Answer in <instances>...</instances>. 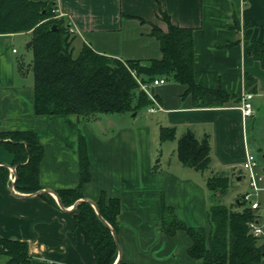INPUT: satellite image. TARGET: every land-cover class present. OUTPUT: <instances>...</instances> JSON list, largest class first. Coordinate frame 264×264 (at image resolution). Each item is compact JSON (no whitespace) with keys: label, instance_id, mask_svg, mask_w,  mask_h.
Masks as SVG:
<instances>
[{"label":"crops","instance_id":"obj_1","mask_svg":"<svg viewBox=\"0 0 264 264\" xmlns=\"http://www.w3.org/2000/svg\"><path fill=\"white\" fill-rule=\"evenodd\" d=\"M50 1L69 24L78 51L86 44L121 59L160 58L151 28L156 24L167 29L161 19L165 12L173 24L192 29L195 81L224 91L228 98L201 104L186 92V84L161 76L165 81L151 88L158 107L141 109L145 117L137 111L88 118L36 114L32 54L29 47L22 53L17 44L26 41V46L30 33L0 32V134L31 131L43 148L40 188L23 192L14 187L12 192L13 155L0 145V168L6 171V179L0 178V237L26 241L29 264H96L88 233L74 217L78 201L63 205L55 193L79 183L82 134L90 173L82 184V198L95 204L104 194L120 204L113 264H203L189 253L188 233L183 228L166 233L164 219L174 216L186 227L207 229L208 176L203 172L212 163L219 167L216 171L241 166L250 117L239 109L240 96L248 91L245 73L256 80V91H249L254 93V111L264 94V68L248 52L249 38L264 42V0ZM162 127L171 128L172 137L161 140ZM187 130L198 140H208L210 165L204 171L182 164L178 157V139Z\"/></svg>","mask_w":264,"mask_h":264},{"label":"trees","instance_id":"obj_2","mask_svg":"<svg viewBox=\"0 0 264 264\" xmlns=\"http://www.w3.org/2000/svg\"><path fill=\"white\" fill-rule=\"evenodd\" d=\"M55 3L50 0H0V32H28L32 40L29 50L34 91V112L40 115L76 114L82 118L139 111L151 104L141 84L148 85L160 76L186 84V92L201 104L223 103L228 94L220 89L210 90L199 85L193 74L192 29L173 24L169 16L161 13L167 29L152 24L151 34L159 42L160 58L147 60L117 58L94 51L83 44L73 55V34L69 24L57 16ZM54 25V28L52 27ZM249 54L264 68V42L248 39ZM246 90L256 91V80L244 75ZM171 128L160 129V139L172 137ZM0 145L12 153L15 166L14 187L23 192L37 191L38 163L43 148L31 131H6L0 134ZM209 143L205 137L198 140L187 130L179 139L177 153L182 164L206 170L210 165ZM79 183L73 188L56 190L63 205H70L82 198V184L90 179L88 155L82 134L78 139ZM4 175V176H3ZM6 171L0 168V178L6 179ZM229 175L216 171L206 178L208 190V227H186L174 216L164 219V231L168 234L183 228L192 245L189 253L200 258L203 264H261L264 249L261 243L249 235L246 221L252 212L242 199L237 198L235 210L221 201L226 192ZM46 193L40 195L45 197ZM239 199V200H238ZM238 200V201H237ZM103 222L97 215L96 209ZM95 207L86 200L76 203L74 215L89 236L96 264H113L117 245V214L120 209L117 198H105L101 194ZM164 207V206H163ZM165 208V207H164ZM2 264H29L26 241L0 237ZM116 264H126L118 261Z\"/></svg>","mask_w":264,"mask_h":264},{"label":"rangeland","instance_id":"obj_3","mask_svg":"<svg viewBox=\"0 0 264 264\" xmlns=\"http://www.w3.org/2000/svg\"><path fill=\"white\" fill-rule=\"evenodd\" d=\"M26 42V41H25ZM25 42L21 41V43H17L19 47L22 50V53H28V50L25 46ZM77 43L72 42V47H73V55L75 56L78 52ZM30 52V51H29ZM26 66V65H25ZM27 68V67H26ZM257 107L255 105V111L254 113L247 119L246 122V130H245V144L247 149L255 156L256 161L258 163L257 168L255 169L256 175L262 174V179L260 181H257V186H263L264 187V94L263 96H260L257 98ZM138 115H142L145 117V113L143 114V111H137ZM134 112H130V114H133ZM114 114H119L120 113H113ZM112 115V114H109ZM98 116L103 117V114H99ZM107 124V121H106ZM89 126H94L96 127L97 124L91 123L88 124ZM97 128V127H96ZM100 128V127H99ZM104 129L103 132L106 131V127L103 126ZM242 141L240 142V144ZM214 166V167H213ZM216 164L210 166V168L203 173L205 176H210L212 173L216 172V170L219 169V167ZM235 167L233 168L234 170L232 171L231 169H227L228 171L227 174L229 175V184L226 189V192L223 195H220L219 197L221 198V201L225 204H230L233 209L235 210H240L241 207L237 206L240 203L238 202L237 204H234L233 202L236 201L237 198L241 199V195L246 192V191H252V187H249L248 185V172L245 170H242L239 172V169L241 166L237 163L234 165ZM223 169V167H221ZM236 173V176H240V179L237 181L235 176H233ZM10 182V181H9ZM208 192V190H207ZM260 202V208L257 211V215L259 216L260 222L264 221V198L261 196H253L252 198H256ZM239 200V199H238ZM237 200V201H238ZM5 259V256H0V263H2Z\"/></svg>","mask_w":264,"mask_h":264},{"label":"built area","instance_id":"obj_4","mask_svg":"<svg viewBox=\"0 0 264 264\" xmlns=\"http://www.w3.org/2000/svg\"><path fill=\"white\" fill-rule=\"evenodd\" d=\"M15 50L16 49L13 48V51ZM164 81L165 78L160 76L154 78L148 85L141 84V88L145 91L151 101V104L146 108L147 112H151L155 110L156 107H158V102L156 101V98L151 91L152 86L161 84ZM253 97L254 93L249 91H244L241 94V103L239 109L243 117L251 116L254 113V106L252 103ZM244 148L243 159L241 161V171L245 170L246 172H248V185L249 187H252V191H246L241 195V199L247 205V208L252 212L251 216L246 221V227L248 234L256 238L261 243V247L264 249V221L260 222L259 216L257 215V211L260 208V202L257 197L252 198L255 195L259 197L262 196L264 198V187L257 186V181H260L262 179V174L256 175L255 169L258 166L256 158L246 147ZM13 173V170H11L9 173L10 181L13 180ZM261 259V264H264V252Z\"/></svg>","mask_w":264,"mask_h":264},{"label":"water","instance_id":"obj_5","mask_svg":"<svg viewBox=\"0 0 264 264\" xmlns=\"http://www.w3.org/2000/svg\"><path fill=\"white\" fill-rule=\"evenodd\" d=\"M52 27L54 28V25H53ZM31 43H32V40H29V41L26 43V48H28V47L31 45ZM133 114H134V113H133ZM263 157H264V155H263ZM263 170H264V168H263ZM14 179H15V175H14V177H13V180H12L11 183H10V190H11L12 192H15V191H14ZM57 198H58V197H57ZM81 200H86V201L90 202L88 199H85V198L77 199L78 202L81 201ZM58 201H59V199H58ZM90 203H91V202H90ZM92 205L95 207V204H94V203H92ZM95 209H96V207H95ZM96 212H97L98 217H99L103 222H105V220H104V219L101 217V215L98 213L97 209H96ZM105 223H106V222H105ZM112 233H113V235H114L113 230H112ZM114 240H115V243H116L117 248H118V243H117V240H116L115 236H114ZM115 263H116V262H115ZM115 263H114V264H115Z\"/></svg>","mask_w":264,"mask_h":264}]
</instances>
